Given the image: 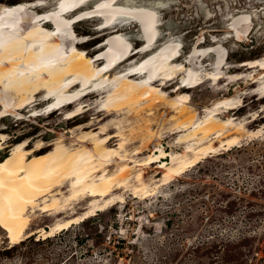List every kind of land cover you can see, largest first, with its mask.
<instances>
[{
    "label": "bare ground",
    "instance_id": "1",
    "mask_svg": "<svg viewBox=\"0 0 264 264\" xmlns=\"http://www.w3.org/2000/svg\"><path fill=\"white\" fill-rule=\"evenodd\" d=\"M105 4L111 7H101ZM166 5L163 0H24L0 6V120L16 115L22 119L23 110L42 115L59 102L73 104L60 112L61 121L89 112L86 120L51 142L37 139L31 146L27 136L0 159V239L3 234L14 246L31 236L52 237L124 203V191L142 199L154 196L160 186L207 156L239 146L245 132H264V127L249 131L247 121L230 115L242 105L241 95L216 99L201 116L189 92L204 83H220V71L204 59L214 54L222 63V40L232 35L243 41L237 24L248 22L247 14L228 18L227 35L209 38L208 44L202 45L201 31L183 55L176 36L168 34L159 42L164 24L160 8ZM119 10L130 15L121 16ZM142 13L154 17L150 29L139 18ZM76 19L99 21L93 30L104 39L92 54L80 46L91 38L75 31ZM130 28L141 40L137 46L125 31ZM223 65L231 67L226 61ZM233 66L250 71L243 84L263 99L264 55ZM86 93L91 102L80 100ZM167 111L172 112V143L180 145L178 151L165 149L159 127L154 129ZM6 139L0 129V150L8 148ZM152 166L154 175L145 179ZM81 202L86 207L78 212L74 208ZM41 216L55 220L34 226Z\"/></svg>",
    "mask_w": 264,
    "mask_h": 264
},
{
    "label": "rangeland",
    "instance_id": "2",
    "mask_svg": "<svg viewBox=\"0 0 264 264\" xmlns=\"http://www.w3.org/2000/svg\"><path fill=\"white\" fill-rule=\"evenodd\" d=\"M19 1L24 0H0V6ZM163 1L167 5L160 8L164 24L159 42L176 36L182 42L183 55L200 33L205 36L202 45L208 44L209 38L227 35L228 18L247 14L248 22L237 24L243 41L237 42L232 35L222 40L226 48L222 63H217L214 54L204 59L206 65L211 62L208 67L220 71V83H204L189 92L191 105L201 116L205 114V106L216 99L241 95L242 105L230 110V115L235 113L238 120L247 121L249 131L264 127V98L260 100L254 87L243 84L250 71L233 66L241 60L264 55V9L254 11L264 6V0ZM80 20L76 19L74 29L91 38L80 46L92 54L95 44L104 39L93 30L99 21ZM125 31L134 46L141 43L133 28ZM225 61L231 67L224 66ZM88 94L80 100L88 101ZM71 107L73 104H64L42 115L23 110L22 119L16 115L0 120V129L7 133L4 144L9 148L0 150V159L24 137L29 136L31 146L37 139L49 143L60 132L87 119L89 112L61 121L60 112ZM171 114L167 111L163 117L159 116L161 126L155 125L154 129L159 127L165 149L178 151L180 145L172 143L175 134L171 133ZM154 142L157 141H152L149 149ZM239 144L202 159L160 186L154 196L142 199L124 191V203L98 211L52 237L31 236L11 246L1 234L0 264H264V132L258 136L245 132L240 135ZM153 166L147 170L145 179L154 175ZM75 207L82 212L86 202ZM54 220L53 216H41L34 226Z\"/></svg>",
    "mask_w": 264,
    "mask_h": 264
},
{
    "label": "snow or ice",
    "instance_id": "3",
    "mask_svg": "<svg viewBox=\"0 0 264 264\" xmlns=\"http://www.w3.org/2000/svg\"><path fill=\"white\" fill-rule=\"evenodd\" d=\"M81 2H83V0H81ZM101 7L110 8L111 5L110 4H105V5H101ZM60 8H61L62 11L65 10V4L63 2L60 4ZM6 14L7 15H12L11 12H7V11H6ZM119 14L121 16H128V15H130L129 12H125L123 10H119ZM55 15H58V13H56ZM133 18H136V17H133ZM139 18L141 19V21L143 23H145L146 30L147 29H150L151 25L154 22V17L152 16V14H150V13H142V15Z\"/></svg>",
    "mask_w": 264,
    "mask_h": 264
}]
</instances>
